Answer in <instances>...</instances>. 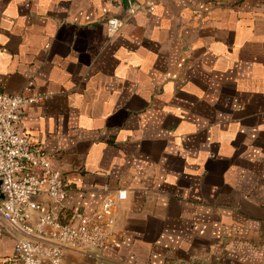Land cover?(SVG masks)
<instances>
[{"label":"crops","instance_id":"1","mask_svg":"<svg viewBox=\"0 0 264 264\" xmlns=\"http://www.w3.org/2000/svg\"><path fill=\"white\" fill-rule=\"evenodd\" d=\"M146 1L0 0V90L33 98L53 208L127 189L98 256L61 264H264V0ZM14 247L0 220V264Z\"/></svg>","mask_w":264,"mask_h":264},{"label":"built area","instance_id":"2","mask_svg":"<svg viewBox=\"0 0 264 264\" xmlns=\"http://www.w3.org/2000/svg\"><path fill=\"white\" fill-rule=\"evenodd\" d=\"M143 5L154 9L151 0ZM121 23L118 18L108 19V31L114 32ZM31 102L32 97L0 90V220L15 238L9 261L61 264L64 249L98 256L113 233L115 208L126 199L127 189L104 188L97 209L73 211L62 218L53 207L63 206L69 182L52 157L32 145L19 127L21 114ZM42 199L49 202V209L42 210Z\"/></svg>","mask_w":264,"mask_h":264},{"label":"water","instance_id":"3","mask_svg":"<svg viewBox=\"0 0 264 264\" xmlns=\"http://www.w3.org/2000/svg\"><path fill=\"white\" fill-rule=\"evenodd\" d=\"M123 13H130V5L128 0H121Z\"/></svg>","mask_w":264,"mask_h":264}]
</instances>
